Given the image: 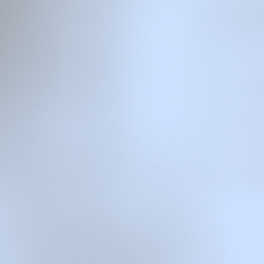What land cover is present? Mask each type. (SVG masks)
I'll return each instance as SVG.
<instances>
[{"label": "snow or ice", "instance_id": "1", "mask_svg": "<svg viewBox=\"0 0 264 264\" xmlns=\"http://www.w3.org/2000/svg\"><path fill=\"white\" fill-rule=\"evenodd\" d=\"M0 264H264V0H0Z\"/></svg>", "mask_w": 264, "mask_h": 264}]
</instances>
